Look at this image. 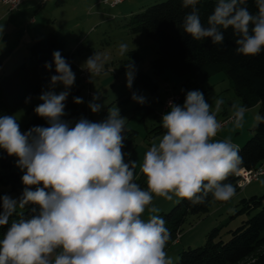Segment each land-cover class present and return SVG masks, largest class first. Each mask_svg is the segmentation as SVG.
<instances>
[{"label": "clouds", "instance_id": "1", "mask_svg": "<svg viewBox=\"0 0 264 264\" xmlns=\"http://www.w3.org/2000/svg\"><path fill=\"white\" fill-rule=\"evenodd\" d=\"M199 3L182 0L183 7L191 9L182 22L185 34L223 46L224 32L231 28L237 54L264 52V0H255V14L247 0H216L206 25ZM119 48L121 54L128 51L127 44ZM52 55L57 74L34 109L48 126L22 132L15 115L0 116V149L17 157L25 186L18 198L0 197V226L9 225L18 208L32 206L31 215L21 214L12 221L0 240V264H173L165 251L170 239L166 221L156 214L158 208L149 205L154 195L169 201L176 196L193 204L203 203L209 194L217 201L235 195L234 186L225 181L240 170L239 148L231 139H214L222 128L217 114L225 101L215 99L213 109L201 90H189L182 105L168 102L170 110L160 121L165 132L143 157L141 171L148 186L144 190L135 182L136 161L126 159L127 119L118 108L108 110L100 122L83 116L75 122L64 119L75 73L60 51ZM85 65L91 74L103 70L98 53ZM45 67L51 69L52 64ZM134 79L135 66L130 62L129 89ZM57 84L65 88L59 94L53 90ZM131 98L147 102L136 92ZM100 99L99 93L93 95L88 104L92 113L104 107L97 102ZM83 102L74 97V103ZM231 109L234 128H242L248 109L238 103ZM254 121L258 127L264 116L257 113ZM146 210L147 220L142 218Z\"/></svg>", "mask_w": 264, "mask_h": 264}, {"label": "rangeland", "instance_id": "2", "mask_svg": "<svg viewBox=\"0 0 264 264\" xmlns=\"http://www.w3.org/2000/svg\"><path fill=\"white\" fill-rule=\"evenodd\" d=\"M54 1L50 0L49 3L52 5ZM160 1L163 0H120L117 4L110 6L107 3L98 4L96 0H66L65 5L55 10L51 9L58 13L55 26L65 39L63 51L73 55L75 67L72 71L75 73V82L68 91L75 87L79 88L78 97L83 98L84 102L81 104L84 105L87 119L90 121L104 120L108 110L115 108H118L120 115L127 119L124 151L130 153L126 159L136 161L135 182L144 190H148V186L146 176L141 171V165L146 151L154 142H158L165 132L160 121L162 115L170 110L169 107L163 109L162 103L166 96L179 93L181 100L177 104L182 105L187 91L201 90L213 109L215 108V99L223 98L225 103L217 114L219 121L231 118L233 103L242 105L233 90L231 81L222 71L203 79H197L190 74L179 75L166 66L158 67L155 64L158 57L156 43L144 31H131L128 21L132 13ZM46 11H50L49 6L38 10L37 15L33 14V16H37L38 23H41V15L43 16ZM28 18L29 16L18 14L15 25L22 28ZM12 26L7 29L8 32L13 30ZM45 30L44 34L47 33ZM121 44L128 46V51L124 54L120 52ZM3 52L0 50V75L8 73L15 61L21 60L20 56H24L20 53L7 55ZM94 53L100 54L103 60V70L99 75L90 73L88 84H85L79 73L80 70L86 69L85 61ZM28 55L26 54L25 57ZM130 62L135 66L132 89L126 86V65ZM181 89L185 91L182 92ZM47 90H50L49 86L43 88L25 106L12 114L16 116L22 132H24L25 122L41 102L38 99L39 95L42 91ZM53 90L59 94L65 88L63 84H57ZM87 90L92 93L91 96H88ZM133 92L146 97L147 102L139 104L132 100ZM97 93L101 96L97 102L102 103L104 107L100 112L92 113L88 104L92 101L93 95ZM29 107L30 110L27 113ZM246 108L248 111L245 113L242 128H234L230 119L222 126L214 139H231L238 147L241 146L251 136V128L255 124L254 117L258 113V105ZM262 164L264 165V160ZM17 169L19 168L17 167ZM19 172L22 177L23 172L20 169ZM21 184L24 189L22 181ZM0 191L7 192V195L12 198L20 196L15 192L8 191V187L2 183H0ZM252 194H264V174L259 176L256 181L246 185L243 190H237L230 200L213 201L207 211L198 215H189L182 226L178 239L165 248L173 264L178 259L181 250L203 244L206 234L214 227H218L217 238L227 240L230 236L229 230L238 226L242 220L253 213L247 214L238 211L240 199ZM178 199L173 196V199L169 201L154 195L149 207L158 208V213L165 212ZM20 210L22 209H17V211ZM149 215L150 213L146 210L142 218L147 220Z\"/></svg>", "mask_w": 264, "mask_h": 264}, {"label": "trees", "instance_id": "3", "mask_svg": "<svg viewBox=\"0 0 264 264\" xmlns=\"http://www.w3.org/2000/svg\"><path fill=\"white\" fill-rule=\"evenodd\" d=\"M215 3L216 0H200L197 5L205 25ZM247 7L253 14L258 11L255 0H247ZM190 10L183 7L182 0H163L132 13L128 24L131 31H144L154 40L158 54L155 64L158 67L166 66L179 75L190 74L197 79L222 71L231 81L242 105H258V113L264 116V52L256 56L237 54L231 28L224 32L223 46L213 45L210 38L193 40L182 28L183 18ZM64 45L65 39L57 32L34 36L29 55L16 62L8 73L0 75V116L17 112L43 88L50 86L51 76L57 74L52 55L54 51H60L74 69L73 55L63 51ZM46 63L52 64L51 69L45 67ZM78 95L79 88L69 90L64 119L75 122L81 116L87 118L84 105L74 103V97ZM29 110L30 107L27 113ZM34 126L47 127L48 124L34 112L25 122L24 132ZM251 131V136L238 147L242 157L240 169L256 168L264 160V123L258 127L254 124ZM236 181L237 175L233 174L225 182L231 183L236 192ZM0 183L6 185L8 191L22 194L16 157L9 156L3 149H0ZM4 195L7 192L0 191V197ZM213 201L217 200L211 194L199 204L179 198L169 210L158 213L166 221L170 233L166 247L178 239L189 215L207 211ZM239 203V212L253 213L229 230L227 240L217 238L218 227H214L206 234L203 244L181 250L174 264H264V194L242 197ZM31 207L17 211L10 217L9 225L0 226V240L12 221L19 219L21 214L26 217L31 215Z\"/></svg>", "mask_w": 264, "mask_h": 264}, {"label": "crops", "instance_id": "4", "mask_svg": "<svg viewBox=\"0 0 264 264\" xmlns=\"http://www.w3.org/2000/svg\"><path fill=\"white\" fill-rule=\"evenodd\" d=\"M49 1L50 0H23L17 9L12 11H8L5 5L0 4V50L4 51L3 54L12 55L20 53V55H24L20 57L24 58L26 54H29V46L36 34L44 33L43 31L45 29L47 32L52 31L59 33L55 26L58 19L56 15L58 13L53 12L51 9L55 10L60 8L65 5L66 0H55L52 5ZM47 6H49L50 11L44 12L43 16L41 15V23H38L37 16H33V14L36 13L35 15H37L38 10ZM18 14H23L25 17L29 16L26 24L22 26V28L15 25ZM11 26L13 30L8 32L7 29ZM16 61L18 62V60Z\"/></svg>", "mask_w": 264, "mask_h": 264}, {"label": "built area", "instance_id": "5", "mask_svg": "<svg viewBox=\"0 0 264 264\" xmlns=\"http://www.w3.org/2000/svg\"><path fill=\"white\" fill-rule=\"evenodd\" d=\"M23 0H0V4H3L7 7L8 11H12L17 9ZM45 1V0H42ZM120 0H97V3H107L110 6H113L117 4ZM90 72L87 69L80 70L79 76L83 80L85 84H88ZM88 96H91L92 93L87 90ZM173 101L175 103L179 102L181 100V95L179 93H172L165 97L163 101V109H166L168 107V102ZM231 118L228 117L226 120H221L222 126L228 122ZM264 174V165L261 163L256 168L252 169H240L237 175V181L236 186L238 190H242L247 184H249L251 181H255Z\"/></svg>", "mask_w": 264, "mask_h": 264}]
</instances>
